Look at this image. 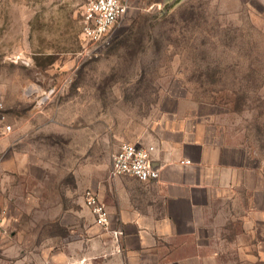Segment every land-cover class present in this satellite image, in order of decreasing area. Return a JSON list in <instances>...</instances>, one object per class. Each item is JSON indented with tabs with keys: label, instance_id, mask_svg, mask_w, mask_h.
<instances>
[{
	"label": "rangeland",
	"instance_id": "1",
	"mask_svg": "<svg viewBox=\"0 0 264 264\" xmlns=\"http://www.w3.org/2000/svg\"><path fill=\"white\" fill-rule=\"evenodd\" d=\"M83 1L0 0V264L61 263L94 229L86 189L171 113L210 115L264 185V0H144L103 43Z\"/></svg>",
	"mask_w": 264,
	"mask_h": 264
},
{
	"label": "crops",
	"instance_id": "2",
	"mask_svg": "<svg viewBox=\"0 0 264 264\" xmlns=\"http://www.w3.org/2000/svg\"><path fill=\"white\" fill-rule=\"evenodd\" d=\"M170 115L149 142L159 177L97 179L90 188L107 206L109 226H98L86 205L94 229L59 264H264L260 163L210 115Z\"/></svg>",
	"mask_w": 264,
	"mask_h": 264
},
{
	"label": "built area",
	"instance_id": "3",
	"mask_svg": "<svg viewBox=\"0 0 264 264\" xmlns=\"http://www.w3.org/2000/svg\"><path fill=\"white\" fill-rule=\"evenodd\" d=\"M144 0H84L82 4L83 33L94 43L108 41L113 29L122 17L135 5ZM6 106L0 100V139L8 134L13 125L8 121ZM155 146L141 141H123L112 156L110 175H131L147 181L159 177V169L154 166L152 152ZM189 163L190 159L183 160ZM84 203L92 211L95 222L107 227L110 223V212L102 202L98 192L88 188L84 192ZM122 234L115 231L116 239Z\"/></svg>",
	"mask_w": 264,
	"mask_h": 264
},
{
	"label": "water",
	"instance_id": "4",
	"mask_svg": "<svg viewBox=\"0 0 264 264\" xmlns=\"http://www.w3.org/2000/svg\"><path fill=\"white\" fill-rule=\"evenodd\" d=\"M167 3H172V1H175V0H165Z\"/></svg>",
	"mask_w": 264,
	"mask_h": 264
}]
</instances>
